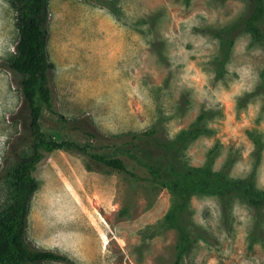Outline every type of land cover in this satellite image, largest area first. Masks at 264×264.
I'll use <instances>...</instances> for the list:
<instances>
[{"label":"rangeland","instance_id":"obj_1","mask_svg":"<svg viewBox=\"0 0 264 264\" xmlns=\"http://www.w3.org/2000/svg\"><path fill=\"white\" fill-rule=\"evenodd\" d=\"M247 0H48L46 53L54 111L91 122L108 140L155 126L175 140L200 115L203 131L182 160L231 177L250 172L264 188V43L236 29L221 74L211 34L246 15ZM14 13L0 0V172L21 125L15 77L3 66L13 50ZM264 29V15L262 18ZM43 111L47 136L83 141ZM257 137L256 153L249 136ZM124 157V156H123ZM126 162H130L125 158ZM77 151L55 149L34 168L37 182L26 241L72 264H172L176 231L163 223L166 187L116 171L87 169ZM136 171L140 172V170ZM6 186L0 178V207ZM182 225L191 240L179 264H264V206L237 196L190 194ZM38 264H66L50 261Z\"/></svg>","mask_w":264,"mask_h":264},{"label":"trees","instance_id":"obj_2","mask_svg":"<svg viewBox=\"0 0 264 264\" xmlns=\"http://www.w3.org/2000/svg\"><path fill=\"white\" fill-rule=\"evenodd\" d=\"M14 13L13 26L16 40L13 50L3 60V66L15 77L21 102L15 119L21 130L9 146L8 162L2 167L0 178L6 186V196L0 207V264H38L58 261L72 264L64 255L48 249H38L26 241L29 203L37 188L33 176L35 166L55 149L77 151L87 159L86 168L92 166L103 171H116L131 179H142L166 187L171 195V205L163 223L176 231L172 264H179L189 249L191 240L182 225L188 196L193 193L216 195L224 198L237 196L250 206H264V188L257 187L250 172L244 177H231L223 168L211 169L213 151L201 166H190L182 160L181 148L203 131L204 113L175 140L156 136L155 126L135 133L112 136L111 151H101L108 140L91 122L67 119L54 111L53 91L50 85L52 63L47 58L48 0H6ZM245 16L211 34L217 38L218 51L215 72L221 74L236 29L247 32L254 41L264 43L262 18L264 0H247ZM260 87H264V71ZM43 111L57 114L65 127L79 133L83 141L57 139L47 136L40 128ZM250 136V133H249ZM256 159L261 148L257 137L250 136ZM129 159L126 162L124 157ZM140 170V172L136 171Z\"/></svg>","mask_w":264,"mask_h":264}]
</instances>
